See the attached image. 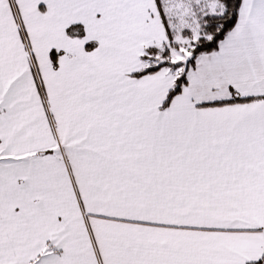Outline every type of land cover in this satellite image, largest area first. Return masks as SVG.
I'll list each match as a JSON object with an SVG mask.
<instances>
[{
    "label": "snow or ice",
    "instance_id": "snow-or-ice-1",
    "mask_svg": "<svg viewBox=\"0 0 264 264\" xmlns=\"http://www.w3.org/2000/svg\"><path fill=\"white\" fill-rule=\"evenodd\" d=\"M0 264H264V0H0Z\"/></svg>",
    "mask_w": 264,
    "mask_h": 264
}]
</instances>
